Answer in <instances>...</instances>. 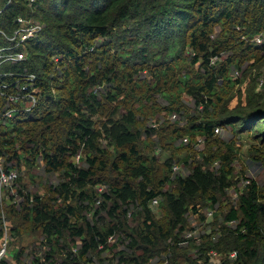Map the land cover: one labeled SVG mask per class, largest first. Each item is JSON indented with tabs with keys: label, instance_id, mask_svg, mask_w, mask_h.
I'll return each instance as SVG.
<instances>
[{
	"label": "trees",
	"instance_id": "obj_1",
	"mask_svg": "<svg viewBox=\"0 0 264 264\" xmlns=\"http://www.w3.org/2000/svg\"><path fill=\"white\" fill-rule=\"evenodd\" d=\"M5 3L0 2V18L8 32L20 14L44 24L23 45L26 59L0 68L11 72L0 75V82L34 72L41 89L32 109L0 115L5 168L21 161L31 166L41 158L46 171L59 172L58 182L45 184L43 194L21 188L20 205L7 207L14 235L41 237L48 246L32 264H111L96 260L109 248L110 235L124 244L115 252L117 264H147L165 255L170 264H201L208 249L238 251L221 264H264V187L252 178L236 203L226 202L228 187L236 183L234 142L220 150L214 133L217 125L253 132L260 144L253 143L252 155L264 162V92L254 85L236 90L242 80L230 72L245 59L254 60L252 68L264 60V39L252 41L264 37V0ZM2 43L8 42L0 36ZM185 96L195 105L192 113ZM3 104L0 96V109ZM173 111L185 122L148 125ZM186 134L191 141L177 143ZM197 135L208 151L195 148ZM174 163L189 173L174 175ZM98 184L107 191L99 193ZM155 197L161 199L157 206L151 204ZM216 203L213 226L221 232L217 240L204 234L195 257L194 243H179L190 228L187 213ZM130 208L137 209L132 219ZM234 218L240 219L236 229L226 225ZM24 253L25 247L15 252L16 264H27Z\"/></svg>",
	"mask_w": 264,
	"mask_h": 264
},
{
	"label": "built area",
	"instance_id": "obj_2",
	"mask_svg": "<svg viewBox=\"0 0 264 264\" xmlns=\"http://www.w3.org/2000/svg\"><path fill=\"white\" fill-rule=\"evenodd\" d=\"M12 0H6L5 5L9 4ZM36 0H27L29 5H33V3ZM1 2V0H0ZM3 11V7L0 4V14ZM16 25L11 30V32H8L3 26L0 18V36L3 38H6L7 44L0 45V68L2 64L5 63H13V62H19L27 57V50L23 46L25 42L30 40L31 38L37 37L43 30L44 24L37 18H33L31 16H26L23 14H20L16 17L15 20ZM256 39L259 43H261L262 38L261 35H257ZM57 59V58H56ZM2 74H9L11 75V72H1ZM37 80V74L34 72H27V73H18V78H16V81H2L0 82V96L4 99V105L2 109H0V115H3L5 117H13L15 112L17 111L16 108L12 106V104H17L20 100H23V98H28L27 96L31 97L32 94L35 95V90L39 87L36 85ZM260 83H263V80H261ZM13 86V88H16L17 91L15 92H8L10 87ZM39 102V99H37L31 108L26 109L30 110ZM20 104V103H19ZM166 118L168 120L175 121L180 118V114L178 112H171L167 115L164 114L163 118L159 120L160 118H152L150 121V125L152 127H158L160 124H162ZM225 126L217 125L214 128L215 135H221V132ZM191 141L190 137L186 134L184 135L180 142L188 144ZM194 146L196 149L201 150L204 146V137L197 135L196 140L194 141ZM80 154H77L75 156V161H80ZM2 156H0V207L3 206L4 199H5V191L6 189L14 184V182L18 179L19 173L18 170L14 167L5 168V166L2 164ZM183 167L182 164L174 163L173 165V174H178L181 172ZM220 167V161L216 160L212 168L218 169ZM236 183L227 189V200L226 202H233L236 203V201L239 198V195L244 190V188L250 183L251 178H242L240 175L235 176ZM97 190L99 193H102L104 191H107V185L106 184H98ZM19 191V190H18ZM101 195V194H100ZM160 197H155L151 200V204L154 206L159 205L160 203ZM21 200H15L11 204H14L15 206L20 205ZM101 202V196L97 199L96 204L98 205ZM197 210H194L193 207L188 211L187 216L188 219H195L194 222H191L190 219V228L185 231L184 236L182 240L179 242L180 245L186 246L188 244H193L192 251L194 252L193 255L195 257H198V253H200L201 246L203 244L202 236L206 233H212L213 240H217L219 233L221 231L220 228L213 226V222L215 220V214L218 212L219 203L214 204L213 206H202L201 204H198ZM156 207L155 209H157ZM137 209L130 208V211L128 212V216L130 219L133 218L134 212ZM204 215V219L200 220V215ZM240 219H231L227 221L226 225L229 228L236 229L237 225L239 224ZM0 226L2 230V235L0 237V263L4 260L7 261V257H12L14 259L15 251L13 250L12 240L14 231L12 229V224H10L4 217L2 216V220L0 217ZM214 230L216 233H213ZM115 236L110 235L109 240H114ZM75 250V249H74ZM207 255V261L199 260L201 264H221L226 258L234 259L238 256V251L236 249H232L228 252L225 251H218L217 249H208L207 252H205ZM14 263H16V260L14 259ZM160 264H170V259L168 255H165L164 258L161 259Z\"/></svg>",
	"mask_w": 264,
	"mask_h": 264
},
{
	"label": "rangeland",
	"instance_id": "obj_3",
	"mask_svg": "<svg viewBox=\"0 0 264 264\" xmlns=\"http://www.w3.org/2000/svg\"><path fill=\"white\" fill-rule=\"evenodd\" d=\"M261 38L262 40L264 39L263 36H261ZM252 41L259 43L256 39V36L252 38ZM216 59L218 58L214 57L213 61H215ZM253 62H254L253 59H250V60L245 59L240 68H238L237 66L232 67L230 71L231 74L234 77L242 80V82L240 83L238 82L235 85L236 90L237 88L241 89V88H246L248 86L252 87V85H254L255 91L264 92V60L257 63V65L252 68L250 64H252ZM261 80H263V83H260ZM15 91H17V89L13 88V86H11L10 89L8 90V92H15ZM40 91L41 89L39 87L35 90V95L32 94L31 97L27 96L28 98H23V100H20L15 105L12 104V106L16 108L17 110L26 111V109H29L32 107L33 103L37 99L40 100ZM184 100L185 102H189V106L191 107V113L194 112L195 105L191 101H189L190 100L189 97L185 96ZM3 102H4V99H3ZM160 102H164V99L161 98ZM163 116H164V112H162L159 115V118H160L159 120H161ZM153 118H157V117L154 116ZM182 119L183 118L180 115L179 120H182ZM182 122H185V120H182ZM149 124L150 122L148 121V125ZM219 137L221 140V142L219 143L220 150H226L227 146L230 145L232 141L234 142V149H235L234 152L236 156H235V161L233 163V174H235V176L240 175L244 179L247 177H250L251 179L255 178L259 182V184L264 187V162H261L260 160L255 159L254 156L252 155L253 150L255 151V149L252 148L253 143L260 144L259 141H256V139H254L253 132L249 130H242V131L239 129L234 130L231 126H228V127L225 126V128L223 129ZM180 140H178L177 143H179ZM102 141H103V144H106L105 140H102ZM203 148L206 151H208L209 147H207V144H206V146L204 145ZM213 148L216 151H218L219 149L217 145L216 147L213 146ZM166 154H169L168 151L166 153H162V159L165 157ZM2 164L4 165V159L2 160ZM10 166H14V168L18 170L20 179H17L14 182V184H12L6 189L3 206L0 207V217L2 220V216L4 215L5 219L10 224H13L12 217L8 215L7 207H9V204L14 202L15 200L22 201L24 199L22 195L23 193L21 194L18 190L22 188V190H25V192L43 194L45 191V188H44L45 184H48V183L55 184L58 182L59 172L49 173L48 171H46L45 165L41 158L38 159L37 162L35 164H32L31 166L27 165L24 161H21L20 165L10 164ZM181 168H182L181 172L183 174L189 173V169L187 166L185 167L181 166ZM157 214L159 216L160 213H157ZM190 221L194 222L195 219H190ZM109 242H110L109 248L105 250L99 257H96V260L98 261V258H106L105 263H108L109 261L108 259H110L111 264H117L119 258L115 256V252L119 250L120 248L124 247V244L119 243L118 236H115V239L109 240ZM79 244H80V240L78 239L77 244L76 245L74 244L73 249L76 250L77 245ZM12 245L14 248L13 250L15 252L19 250L20 247H25V253L22 256V260L26 262L27 264H32V260L35 259V255L41 256V259H43L45 256V250L48 249V246H44L41 243V237L30 238L27 236L23 240H21L20 236L13 235ZM61 257L62 256L58 254L55 257V259L61 260ZM161 259L160 258L152 259L147 264H160ZM7 261L10 264H16L14 263V259L12 257H7ZM45 264H52V263L47 261ZM183 264H189V263H183Z\"/></svg>",
	"mask_w": 264,
	"mask_h": 264
},
{
	"label": "crops",
	"instance_id": "obj_4",
	"mask_svg": "<svg viewBox=\"0 0 264 264\" xmlns=\"http://www.w3.org/2000/svg\"><path fill=\"white\" fill-rule=\"evenodd\" d=\"M155 213H156L157 216H158L157 213H160V214H159V216H160V215H161V210H160L159 208H157V209H155ZM159 216H158V217H159Z\"/></svg>",
	"mask_w": 264,
	"mask_h": 264
}]
</instances>
